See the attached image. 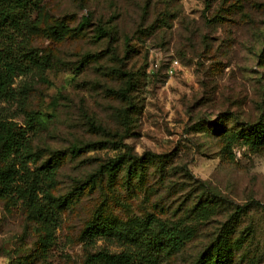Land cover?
<instances>
[{"label": "rangeland", "instance_id": "obj_1", "mask_svg": "<svg viewBox=\"0 0 264 264\" xmlns=\"http://www.w3.org/2000/svg\"><path fill=\"white\" fill-rule=\"evenodd\" d=\"M36 1L40 66L0 97L26 146L0 152L19 170L0 185V264L134 249L83 237L107 222L184 231L159 264H264V144L244 127L264 121V0Z\"/></svg>", "mask_w": 264, "mask_h": 264}, {"label": "trees", "instance_id": "obj_2", "mask_svg": "<svg viewBox=\"0 0 264 264\" xmlns=\"http://www.w3.org/2000/svg\"><path fill=\"white\" fill-rule=\"evenodd\" d=\"M37 7L36 0H0V97L6 95L17 76L30 74L34 68L40 66L37 55L26 47L29 17ZM90 20L91 15L85 16L79 27L87 26ZM244 127H248L249 139L253 144H264L263 120L253 124L246 123ZM23 137V132L17 130L14 123L0 117V152L5 159L8 157L10 161L11 156L21 155L20 152L26 148ZM124 159L125 155L111 159L105 168L108 172H117L122 168ZM18 177L19 170L9 165L0 170V185L4 190L13 189ZM254 204L264 209L260 202ZM152 224L153 227L148 226V229H135L131 224L118 225L114 222L88 227L83 237L89 242H95L98 238L115 237L131 242L129 244L134 249L126 247L120 255L101 249L89 255L85 264H135L134 260H139L140 264H159V257L165 250L179 249L183 245V239L187 237L184 231L176 227L163 223Z\"/></svg>", "mask_w": 264, "mask_h": 264}, {"label": "built area", "instance_id": "obj_3", "mask_svg": "<svg viewBox=\"0 0 264 264\" xmlns=\"http://www.w3.org/2000/svg\"><path fill=\"white\" fill-rule=\"evenodd\" d=\"M178 65V62L174 61L172 64H171V67H170V72L172 73L173 72V69Z\"/></svg>", "mask_w": 264, "mask_h": 264}]
</instances>
